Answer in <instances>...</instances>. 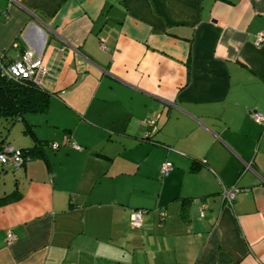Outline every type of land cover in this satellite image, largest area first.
Wrapping results in <instances>:
<instances>
[{"label":"crops","instance_id":"0c3cea01","mask_svg":"<svg viewBox=\"0 0 264 264\" xmlns=\"http://www.w3.org/2000/svg\"><path fill=\"white\" fill-rule=\"evenodd\" d=\"M261 30L264 0H0V59L34 50L50 94L0 120L30 151L0 165V264H264Z\"/></svg>","mask_w":264,"mask_h":264},{"label":"built area","instance_id":"2783aa9c","mask_svg":"<svg viewBox=\"0 0 264 264\" xmlns=\"http://www.w3.org/2000/svg\"><path fill=\"white\" fill-rule=\"evenodd\" d=\"M264 43V30L259 31L254 35V44L256 46ZM48 67L44 64L42 57L32 49L23 50L15 59L6 65L1 66L3 74L12 79H27L31 80L38 86H42V78L48 73ZM251 118L254 121L264 123V115L258 112H252ZM145 123L149 126V130L144 133V139L149 140L151 135L156 131V119H146ZM61 143L53 142L50 146L53 149L58 148ZM73 147H77L72 144ZM23 156L19 148H15L10 143H2L0 145V165L4 167H19L22 165ZM172 169L171 162H164L160 165V174L167 175ZM241 191L236 185L229 188H222L220 195L222 200L228 205H232L238 192ZM206 205L200 207V214L203 215ZM142 209H134L130 213V224L132 227L139 228L142 225ZM11 235L8 233V237Z\"/></svg>","mask_w":264,"mask_h":264},{"label":"trees","instance_id":"16d2710c","mask_svg":"<svg viewBox=\"0 0 264 264\" xmlns=\"http://www.w3.org/2000/svg\"><path fill=\"white\" fill-rule=\"evenodd\" d=\"M8 63L0 59V120L10 125L16 120L25 121L24 116L27 113L46 112L50 94L31 80L12 79L5 76L1 66ZM4 142L3 140L1 144ZM20 151L23 156V165L30 151L23 149Z\"/></svg>","mask_w":264,"mask_h":264},{"label":"rangeland","instance_id":"374dc122","mask_svg":"<svg viewBox=\"0 0 264 264\" xmlns=\"http://www.w3.org/2000/svg\"><path fill=\"white\" fill-rule=\"evenodd\" d=\"M8 173H12V171H11V170H9V171H8Z\"/></svg>","mask_w":264,"mask_h":264}]
</instances>
